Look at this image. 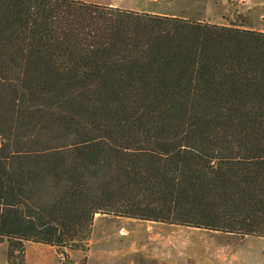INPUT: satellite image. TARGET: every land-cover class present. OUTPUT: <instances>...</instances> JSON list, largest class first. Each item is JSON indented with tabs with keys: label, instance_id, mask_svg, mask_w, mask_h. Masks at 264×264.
I'll use <instances>...</instances> for the list:
<instances>
[{
	"label": "trees",
	"instance_id": "16d2710c",
	"mask_svg": "<svg viewBox=\"0 0 264 264\" xmlns=\"http://www.w3.org/2000/svg\"><path fill=\"white\" fill-rule=\"evenodd\" d=\"M98 214L264 238V32L0 0L8 264L81 249Z\"/></svg>",
	"mask_w": 264,
	"mask_h": 264
},
{
	"label": "rangeland",
	"instance_id": "374dc122",
	"mask_svg": "<svg viewBox=\"0 0 264 264\" xmlns=\"http://www.w3.org/2000/svg\"><path fill=\"white\" fill-rule=\"evenodd\" d=\"M255 3H259V1L228 0L223 9L215 10L214 21L227 26L237 25L254 30L264 29V5ZM96 217L90 238L83 243L81 249L70 250L65 248L62 250L65 255H59L57 250L52 247V252L46 251L45 254L55 257L56 262L46 261L43 264H170L169 259L171 257L164 248L165 244H175V239L172 237L176 234L171 233V231L176 227H184L129 218L117 217V219L113 216L100 214ZM102 217L110 220L103 223ZM113 219H117V221ZM202 231L209 237L213 236L217 242L238 244L239 258L243 262L264 264V238L247 236L241 239L234 235L214 236L209 231ZM32 243L34 244V242H27L26 246ZM5 245L7 247V243ZM42 245L38 244V247L44 249V245ZM2 252L4 251L0 247V264H6V258ZM34 253H27L26 251V264H35L36 255Z\"/></svg>",
	"mask_w": 264,
	"mask_h": 264
},
{
	"label": "crops",
	"instance_id": "0c3cea01",
	"mask_svg": "<svg viewBox=\"0 0 264 264\" xmlns=\"http://www.w3.org/2000/svg\"><path fill=\"white\" fill-rule=\"evenodd\" d=\"M86 3L97 4L101 6L130 10L141 14L164 15L183 18L187 20H196L198 22L223 25L214 21L215 10L220 11L224 8L228 0H82ZM253 2L254 0H250ZM264 5V0H258ZM224 4V5H223ZM260 5V6H261ZM207 10V11H206ZM248 10H251L248 8ZM254 30V29H253ZM257 30V29H255ZM264 32V29H258ZM101 218V217H100ZM102 217L103 223L108 222ZM97 217L94 219L96 221ZM118 219V218H117ZM117 219H113L117 221ZM100 220V221H101ZM120 224V222H119ZM114 225V224H113ZM159 230V229H158ZM176 234L172 238L175 244H165V250L170 255V264H248L239 257V245H231L217 242L214 237L208 236L202 229L191 227H176L171 233ZM94 233V232H93ZM159 235V234H158ZM263 238V237H261ZM43 246V245H42ZM170 246V247H168ZM2 252L5 255L6 264V245L1 244ZM52 246L44 245L40 249L37 243L26 246L27 253L35 252V264H43L46 261H55V257L46 256V251L52 252ZM170 251V252H169ZM166 264V263H165ZM263 264V263H257Z\"/></svg>",
	"mask_w": 264,
	"mask_h": 264
}]
</instances>
